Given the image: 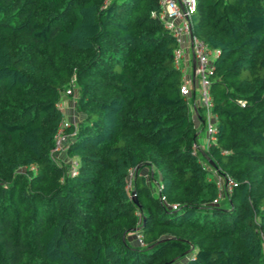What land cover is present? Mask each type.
Segmentation results:
<instances>
[{
  "label": "trees",
  "instance_id": "obj_1",
  "mask_svg": "<svg viewBox=\"0 0 264 264\" xmlns=\"http://www.w3.org/2000/svg\"><path fill=\"white\" fill-rule=\"evenodd\" d=\"M159 1L0 0V264H264V0H196L218 50L205 149Z\"/></svg>",
  "mask_w": 264,
  "mask_h": 264
},
{
  "label": "built area",
  "instance_id": "obj_2",
  "mask_svg": "<svg viewBox=\"0 0 264 264\" xmlns=\"http://www.w3.org/2000/svg\"><path fill=\"white\" fill-rule=\"evenodd\" d=\"M159 3L161 9L157 15L164 26L171 31L177 42V47L174 50V62L177 67L182 68L186 45H189L192 49L196 60L194 76L200 88V107L204 108L206 115L205 128L209 137L208 142H214L216 140L217 129L215 116L211 111L213 103L210 94V76L212 72V60L210 56H215L218 50H212L202 38L195 35L192 31V14L196 9V0H160ZM75 86V79L72 78L70 85L65 90V94H71ZM180 90L184 96L189 97L191 94L190 80H183ZM239 103L241 106L245 105L244 100H239ZM69 124L67 120L62 121L55 136L51 153L57 159L65 154L66 145L73 134L72 132L65 131V127ZM71 164L72 174H74L76 172L77 161L72 160ZM221 179H223V182L225 181V193L230 191L234 184L230 177L224 180L221 176H216L219 192L218 197L213 200V203H218L222 196L221 184H218V181L221 183ZM160 198L169 208L177 207L176 203H167L164 196ZM137 241L139 245L143 246L145 244L141 234H137Z\"/></svg>",
  "mask_w": 264,
  "mask_h": 264
},
{
  "label": "crops",
  "instance_id": "obj_3",
  "mask_svg": "<svg viewBox=\"0 0 264 264\" xmlns=\"http://www.w3.org/2000/svg\"><path fill=\"white\" fill-rule=\"evenodd\" d=\"M194 63L196 64V60H195V57L193 55L192 49L189 45H186L185 56H184V59L182 61V68H181L182 78H183V80H185V79L190 80V87H191V94L189 96L190 109H191L195 124L198 128V131H199V128L201 127V121H199V119H200L199 112H201V109H200L201 98H200L199 84H198V81L195 79V76H194V69H193ZM64 107H65V109H67L66 106H64ZM199 137L200 136L198 135V139H199ZM208 140H209V137L202 138V140H200V142H198V146L201 149H205L208 145Z\"/></svg>",
  "mask_w": 264,
  "mask_h": 264
},
{
  "label": "rangeland",
  "instance_id": "obj_4",
  "mask_svg": "<svg viewBox=\"0 0 264 264\" xmlns=\"http://www.w3.org/2000/svg\"><path fill=\"white\" fill-rule=\"evenodd\" d=\"M214 56H210V59L213 60ZM199 93V92H198ZM77 95H78V89L76 91H74V94L71 95V96H63V101L65 103V106H66V112L68 115H66L67 118H70V119H75V121H78L79 119H81V114H78L77 111H75V107H74V103H76V98H77ZM65 110V108H64ZM202 110V109H201ZM199 139L198 142H200V140H202V138H206L208 137L207 135V131H206V128L204 127L203 129L200 127L199 128ZM143 174L146 176L147 180H148V183L150 184L151 188H152V191L155 192L157 191V185L158 183L156 182V180L152 177L153 175V170L151 169H148V168H144L142 170ZM217 176V175H216ZM221 183L218 181V184L221 186V189H222V196L220 197V200L218 202L222 203V204H226L225 203V200H226V193H225V181L223 182V179L220 180ZM136 238L133 240V243L136 244Z\"/></svg>",
  "mask_w": 264,
  "mask_h": 264
},
{
  "label": "water",
  "instance_id": "obj_5",
  "mask_svg": "<svg viewBox=\"0 0 264 264\" xmlns=\"http://www.w3.org/2000/svg\"><path fill=\"white\" fill-rule=\"evenodd\" d=\"M193 69H195V63H194V68H193ZM212 164H213V163H212ZM213 165H214V164H213ZM133 195H134V198H133L134 201H137L134 192H133ZM161 240H162V239L158 240L157 242H160ZM152 246H153V244H152L150 247H152Z\"/></svg>",
  "mask_w": 264,
  "mask_h": 264
}]
</instances>
